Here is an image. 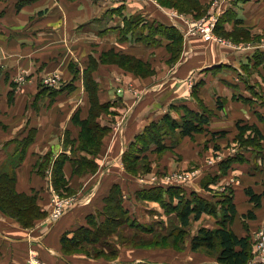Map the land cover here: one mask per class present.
<instances>
[{"label":"crops","instance_id":"crops-1","mask_svg":"<svg viewBox=\"0 0 264 264\" xmlns=\"http://www.w3.org/2000/svg\"><path fill=\"white\" fill-rule=\"evenodd\" d=\"M199 3L207 13L215 9L220 14L218 35L229 36L234 43L241 41L244 45L229 50L227 45L206 41L201 36L185 38L183 30L167 17L168 8L157 0L123 3L0 0V169L7 159L24 156L17 168L16 190L38 193V204L44 208L53 185L50 173L44 175L48 167L63 154L75 158L87 153L77 149L73 142L80 139V123L91 110L84 77L92 60L97 62L92 75L98 85L99 101L109 105V110L103 111L97 121L108 128L107 138L114 135L110 147L114 146V154L117 153L115 160L105 165L95 162L98 173L94 185L78 197L76 204L84 208L78 216L71 213L74 205L40 233L23 227L0 211V264H28L29 249L39 251L41 258L50 264H220L217 259L173 262L164 256L148 255L109 263L87 258L84 253L67 255L63 237L73 236L82 227L90 228L88 217L93 214L97 220V211L100 222L105 221L101 217L105 199L115 185L122 189L123 205L132 220L141 218L139 212L148 208L146 203L155 204L166 214L163 204L149 197L152 191L162 190V198L173 207L179 204L180 197L173 195L169 200L171 188L178 190L180 196L204 197L215 206V212L209 213L213 225L222 221L223 202L229 199L236 214L227 226L237 235L251 239L253 253L254 237L264 231V196L261 205L255 206L247 191L264 194V0H223L219 6H214V0H199ZM130 18L140 19L139 24L124 35L125 21ZM159 22L175 27L182 35V57L171 71L161 72L158 80L150 78L145 82L144 77H135L119 65L101 62L102 54L110 51L149 63L162 50L168 52L174 42L171 35L169 38L162 31H150L152 25L159 27ZM247 42L252 43L245 45ZM50 74H55L65 85H45L43 79ZM143 82L139 96L134 98L128 93L126 85L134 89ZM186 109L210 115L208 130L219 134L201 133L212 140L224 141L237 133L235 140L239 141V123L254 126L262 138L254 132L249 136L248 131L245 136L255 140V144L227 153L213 165H207L201 174L182 183L168 184L164 178L157 177L151 181L138 180L131 187L124 180L115 181L111 187L102 189V197H96L105 174L117 163L116 158L139 159L142 155L150 157L171 149L180 155L188 153L184 144L194 135L186 136L181 128L171 131L166 126L167 117L181 121ZM65 113L68 121L63 122ZM112 115L115 120L109 119ZM154 124L164 127L157 133L160 148L153 140L156 133L149 131ZM172 136H178L174 143ZM209 151L203 150L201 154L205 156ZM47 158L50 164L41 173L38 166ZM118 165L124 178L131 180V170L128 172L125 165ZM73 168V162L66 161L65 174L72 175ZM218 189L221 202L214 201ZM98 200H102V207L96 203Z\"/></svg>","mask_w":264,"mask_h":264},{"label":"rangeland","instance_id":"rangeland-1","mask_svg":"<svg viewBox=\"0 0 264 264\" xmlns=\"http://www.w3.org/2000/svg\"><path fill=\"white\" fill-rule=\"evenodd\" d=\"M188 4V10H180L179 8L174 6L168 7L170 14H174V16L177 18V21L180 22L185 28H187V24L192 19L201 20L208 15L205 6L200 5L196 8L195 3L189 2ZM177 5H180V2L178 0ZM167 17L169 18L168 15ZM215 35L217 37L225 39L227 41V45H236L235 47H228L229 50H233L236 47L240 48V46L244 45V43L240 44L241 41H235L234 43L233 41H231L232 38L229 36H222L220 34L218 35L217 33ZM236 42L239 43L236 44ZM251 43L252 42H247L245 43V45H249ZM178 45L179 47L181 46L180 44L176 43V47L173 48L171 46L170 48H168V52H166V50H162L164 52H159L158 56L152 63L148 62L150 64L149 66L141 64L137 59H135L132 63L131 61L129 62L118 56L107 58L108 62L106 63L119 65L123 70L134 74L135 77H144L143 79H145V82L150 80V78L152 80H158L160 78L161 72H164L166 70L171 71L172 68H174L173 65L176 63V61L179 58L181 59L182 52L181 49L177 52ZM109 60L111 61L109 62ZM129 65H132L133 67L130 68ZM143 71L148 74L144 76L142 74ZM137 73H140L142 76ZM50 76L54 77L56 75L50 74L47 77ZM60 83L61 80L59 77H57V86H60ZM64 85L65 83L62 82L61 86ZM143 85L144 82L139 83L135 85L134 89H132L130 85H126V89L130 95L136 98L142 92V88H144ZM201 100L203 101V99ZM71 113L72 111L69 110V116L71 115ZM67 116L68 115L66 113L63 115V122L68 121ZM109 119L115 120L113 115L112 117L109 116ZM81 127L82 131L80 135H82L83 133V126L81 125ZM248 134L250 136L252 134V131L250 130ZM106 135L107 132L103 134L99 149H97L96 152L93 153L88 151L87 153L83 152L82 154L85 159L93 162L91 168L87 169L86 165L83 167L81 166L82 170L73 169L72 175L69 176H67L64 172L63 180L61 182H58V184L56 185V183L54 182L55 176L53 175V170L56 168V166L54 167L53 165L48 167V170L44 173V175H49L50 173L53 184L52 187L55 190L56 197H59L61 200L66 201L78 198L80 195H82V191H85L88 187L92 186V184L94 185L95 178L98 173L97 164L95 162L100 161L105 165L106 163L115 160V155L117 153L115 152L114 154V146L112 149L110 147V142L112 141V137H114V135L111 134L112 137L110 136L108 138ZM236 135L237 133L228 137L227 140L217 141L212 140L203 133H195L194 137L191 138V140L187 139L188 141H186L184 144V147L188 151V153H185V155H180L177 151L171 149L165 151L164 153H154L150 157L142 155L139 159L134 160H129L127 156H123L119 159L116 158L117 163L113 165V169L110 170L108 174H105L96 197L98 195L99 197H102L104 193L102 189L111 187L115 181L121 182L124 180L126 181V184L128 186L133 187V185L138 180L151 181L157 177L169 178L172 180H186L188 178H194L195 175L201 174L203 169L206 168L207 165H213L214 163L222 159L223 156H226L227 153L234 151L235 149H239L241 146H244L242 142L235 140ZM177 139L178 136H172V143L177 141ZM73 143L79 145L80 139ZM213 145H215V148L213 147ZM211 148L212 150L209 151ZM214 149L217 151H215ZM203 150H205V152L209 151L208 154L205 156L201 154ZM201 158L204 159L201 160ZM118 164H120L121 166L125 165V168L128 170V172L129 170H131V172H129L132 175V177H130L131 180L124 178L123 170L121 169V167H119ZM133 176L137 179H135ZM220 192L221 191H219L218 189V191L215 193L216 196L214 197L216 199H214V201L221 200L222 196L217 195V193ZM51 193L53 194V192ZM52 194L48 195V203H46V206L43 208L45 209L48 206L46 208L47 211L45 209L46 212L44 213V215L37 219L33 226L30 227H25L20 222H18L15 217H12L2 209H0V211L5 217L11 218L23 227L41 233L46 229V227L50 225L53 218V213L55 211L53 206ZM96 203H98L99 205L102 204L101 207L104 205L102 200H98L96 201ZM146 204L149 205L148 208H146L142 213L139 212L141 218H136L133 220L130 218L125 223L122 221L119 223L118 217H114L116 220H114L110 224V226L107 225V228H104V225L101 226V224L100 228L102 227V229H100L99 226L97 227L91 224L90 228L92 229V232H90L88 236H85V238L79 244L69 243L68 245H64V252L70 256H77L80 253H84L87 255V258L108 261L109 263L115 260L125 261L127 259H131V257L142 255L155 256V258H157L158 256H164L163 258H166V260H173V262H198L203 258H208L209 260L218 259L217 256L219 247H216V249L214 250H209L205 246H202L198 250L192 249V241L194 237L200 234L201 229H215L219 227L220 224L213 225L210 223V220H212L213 217L212 215H210L209 213H205L200 221H195L192 219V223L189 226L183 228L179 224V219L177 218L176 214H174V211L170 212L165 209L167 215H163L162 210L160 211L158 206H156L155 204ZM78 205L79 204H75L74 210L71 212L76 214L77 216L84 211V208ZM113 206L114 205L112 203V207ZM101 217L102 219L106 220L107 214L104 213L101 215ZM122 218L123 217L121 215V220ZM143 226H145V228ZM30 250L31 249H29L28 251L29 255L31 252ZM263 253L264 252H258L257 250L254 252L253 249V253L250 256L248 264H253V262L256 260L261 261V255ZM191 254H194L197 260H194V257ZM46 263L50 264L48 261H46Z\"/></svg>","mask_w":264,"mask_h":264},{"label":"trees","instance_id":"trees-1","mask_svg":"<svg viewBox=\"0 0 264 264\" xmlns=\"http://www.w3.org/2000/svg\"><path fill=\"white\" fill-rule=\"evenodd\" d=\"M163 7H170L174 6L179 8L180 10L189 9V2H193L196 4V8L199 7L201 4L199 3V0H178L180 2V5H177V0H157ZM140 19H127L125 21V28L123 30V34L127 35L130 30L133 28L135 29L139 24ZM220 25L217 29L219 32ZM150 31L152 33H156L159 31H162L166 34L167 37L173 39V44L171 45L173 48L176 47V43L180 44L182 43V35L179 33V31L173 27L169 26L168 24L165 25L164 23L159 22V27L151 26ZM170 46V47H171ZM180 51L179 45L177 46V52ZM112 56H118L120 58H123L127 61L134 62L135 59L138 60L143 65L149 66L150 64L148 62H144L141 59L128 55V54H117L113 51L103 53L101 56V62L106 63L108 62L107 58ZM111 60H109L110 62ZM97 63L95 61H91L87 71L85 72V84L89 91L90 95V101H91V110L89 113V116L87 119L81 121V125L83 126V133L80 136V144L77 146V149L89 151V152H96L97 149H99V145L101 142V139L103 137V134L108 131L107 127L101 126L97 119L100 117L103 111H108L109 105L106 103H101L98 98V85L96 81L93 79L92 71L96 68ZM129 67H133L132 65H129ZM141 75L140 73H137ZM144 76H146L148 73L145 71L142 72ZM142 76V75H141ZM210 121V115L203 113V114H195L190 111V109L185 110V116L181 121H176L172 117H167L166 119V126L171 131H174L176 128H181V132L183 135L186 136H192L195 133H201V132H207L208 130V124ZM239 129V135L238 140L239 142H242L243 145L246 144H255V140L249 139V136H245L250 129L252 132L256 134L257 137L260 139L262 138L260 132L258 129H256L254 126H249L247 124L243 125L241 123L238 124ZM164 130V127H162L159 124H154L149 131L156 133L154 134L153 140L157 145V148L160 144L159 141V135L157 133ZM211 133V132H210ZM213 136L218 135V132H212ZM156 135V137H155ZM24 156H14L11 157L4 167H1L2 170H0V209H2L4 212L8 213L12 217H15L18 222H20L25 227L33 226L35 221L42 217L44 213L46 212L39 204V196L38 193L34 192L33 194H28L24 192H18L15 188L16 180H17V168L20 165L22 159ZM137 158H132L131 160H134ZM66 161H72L73 162V169L74 170H82L81 166H87L86 168L92 167V161L87 160L84 158L83 155L78 156L76 155L75 158H71L67 155H61L58 160L55 161L54 169L53 167V175L54 182L56 185L58 182H61L63 180V167L66 163ZM91 162V163H90ZM50 164V160L48 158L45 162L40 163L38 166V171L41 173H44L46 167ZM61 165V166H60ZM63 170V172H62ZM62 172V173H61ZM80 172V171H76ZM63 185V183H62ZM61 185V186H62ZM205 187H207L206 184H204ZM169 191V200L172 198L173 195H177L180 197V202L177 206H172L170 204V201L167 202L165 199L162 198V190H158L156 192L152 191L149 195L152 199H158L166 210L168 211H174L176 212V216L179 219V224L181 227H187L191 224L192 219L193 220H200L203 214L205 213H214L215 212V206L213 203H209L204 197L199 196L197 194H194L191 197L182 195H179V191L171 188ZM248 194L250 195L252 201L254 202L255 206H260L262 198L264 194H255L251 189H248ZM146 196L145 194L143 197ZM221 202V200H219ZM112 203L113 206L112 207ZM223 207V219L220 221V226L215 229H207L203 228L200 230V234L196 237H194L192 241V249L198 250L202 246L207 247L209 250H214L216 247H219L217 260L221 264H247L250 256L252 254V243L251 239L249 237L239 236L237 235L231 228H228L227 222L231 219L233 215L236 214V209L233 204H231V201L229 199H226L224 202ZM112 207V208H111ZM104 213L107 214V218L105 221L100 222L99 219V211H97L98 219L95 220L92 215L88 217V223L90 225L94 226H103L104 228H107V225L110 226V224L116 220L114 217H118L119 223L128 221L129 218V211L125 208L123 205L122 200V189L120 186L115 185L109 196L105 199V206H104ZM103 213V214H104ZM122 215V220H121ZM251 217H253V213L250 214ZM102 229V227L100 228ZM109 229V228H108ZM92 232L91 228H80L77 231L73 232V236L69 237L68 234H66L63 237V246L68 245L69 243L72 244H79L81 241L85 238V236H88V234Z\"/></svg>","mask_w":264,"mask_h":264},{"label":"built area","instance_id":"built-area-1","mask_svg":"<svg viewBox=\"0 0 264 264\" xmlns=\"http://www.w3.org/2000/svg\"><path fill=\"white\" fill-rule=\"evenodd\" d=\"M119 3H123L125 0H114ZM223 0H214V6H219L222 3ZM166 15L169 16V18H172L179 29L183 30L185 38H188L190 36H201L206 41H215L218 44L221 45H227V41L221 37H217L215 34V30L217 27V24L219 22L220 14L214 9L208 12V15L205 16V18L198 20V19H192L187 24V28L184 29L178 22L177 18L174 16V14H170V12L165 11ZM228 47H234L232 45H227ZM43 83L47 86H55L57 87V76H50L45 77L43 79ZM184 179H177L172 180L169 178H164V182L168 184H178L184 182ZM50 191L53 192L52 194V200H53V206H54V213L53 218L51 220V223H54L58 221L64 214H66L68 211H70L74 205L77 203V199L73 200H61L59 197H56V193L54 188L51 186ZM264 252V231H260L256 234L254 237V252ZM262 260L261 261H254L253 264L264 262V253L261 255ZM28 264H47L45 260H43L40 256L39 251L34 250L30 252Z\"/></svg>","mask_w":264,"mask_h":264}]
</instances>
